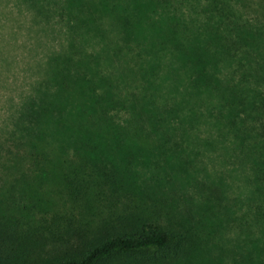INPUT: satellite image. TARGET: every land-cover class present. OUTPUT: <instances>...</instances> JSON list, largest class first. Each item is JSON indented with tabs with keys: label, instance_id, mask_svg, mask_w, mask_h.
<instances>
[{
	"label": "trees",
	"instance_id": "1",
	"mask_svg": "<svg viewBox=\"0 0 264 264\" xmlns=\"http://www.w3.org/2000/svg\"><path fill=\"white\" fill-rule=\"evenodd\" d=\"M207 18L193 31L171 22L149 44L126 22L99 58L73 43L49 59L53 90L41 84L30 112L57 145L39 146L52 195L40 191L46 205L23 229L1 225L17 245L0 244V264H264V0H213ZM109 50L117 72L100 66ZM202 124L207 141H228L245 196L222 172L187 177L184 142ZM110 151L129 159L117 168Z\"/></svg>",
	"mask_w": 264,
	"mask_h": 264
},
{
	"label": "rangeland",
	"instance_id": "2",
	"mask_svg": "<svg viewBox=\"0 0 264 264\" xmlns=\"http://www.w3.org/2000/svg\"><path fill=\"white\" fill-rule=\"evenodd\" d=\"M235 3L233 5L239 7ZM221 5L224 6L223 3ZM61 13H67L66 20ZM211 13L213 0H0V244L6 242L8 247L17 245L15 238H12L13 245L6 241L10 237L2 224L8 226V231L23 229L16 227V223H29L39 217V207L46 205L41 200L44 196L40 191H45L46 197L52 195L54 181L43 178L38 156L42 142L47 152L52 154L54 135L49 124L45 135L40 134L37 120L32 119L30 112V104L43 93H37L41 84L43 91L53 90L45 87L50 76L49 59L65 53L73 43L81 47L80 52L84 55L98 54L99 58V50L112 43L109 40L114 41L118 37L121 25L126 22L131 29L138 28L139 41L149 44L171 22L185 25L183 27L193 31L212 22L207 18ZM100 28H105L109 34L105 30V34L99 32ZM103 57L100 59L102 69L117 72L113 52L109 50ZM111 59L113 61H109ZM168 62L165 61L164 65ZM164 74L165 69L162 68L158 75ZM209 130V125L202 124L185 139L181 156L190 161L186 167L187 177L196 176L201 181L215 182L216 174L222 172L228 193L245 196L248 185L242 167L239 164L235 166L230 158L228 141H207V138L214 137L209 135ZM103 143L108 147L112 139L106 138ZM192 149L199 156L190 155ZM108 155L117 168L129 159L125 155L116 157L111 151ZM234 169L235 173L229 172ZM141 173L149 174L144 168ZM191 184L189 182L188 185ZM178 194L170 200L177 199ZM194 215L195 227L199 217ZM194 231L198 236L212 237L208 232ZM227 231L224 234L231 236L233 232Z\"/></svg>",
	"mask_w": 264,
	"mask_h": 264
}]
</instances>
